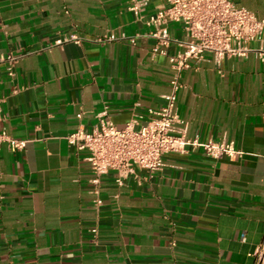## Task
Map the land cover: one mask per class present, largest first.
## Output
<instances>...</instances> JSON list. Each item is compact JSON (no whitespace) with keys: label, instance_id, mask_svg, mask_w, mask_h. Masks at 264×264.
I'll use <instances>...</instances> for the list:
<instances>
[{"label":"crops","instance_id":"obj_1","mask_svg":"<svg viewBox=\"0 0 264 264\" xmlns=\"http://www.w3.org/2000/svg\"><path fill=\"white\" fill-rule=\"evenodd\" d=\"M238 2L264 16V0ZM135 3L148 15L162 0H0V57L21 55L14 76L0 61V129L27 141L0 151V264H254L264 239V61L254 53L206 54L178 97L190 138L234 141L243 156L169 153L123 186L112 171L95 207L90 163L67 140L79 106L87 129L105 109L122 127L170 92L169 56L153 53ZM170 30L185 38L181 23ZM72 35L81 41H64Z\"/></svg>","mask_w":264,"mask_h":264},{"label":"built area","instance_id":"obj_2","mask_svg":"<svg viewBox=\"0 0 264 264\" xmlns=\"http://www.w3.org/2000/svg\"><path fill=\"white\" fill-rule=\"evenodd\" d=\"M238 1L162 0L161 6L148 15H145L143 4L133 5L137 18L152 29L150 34L157 41L153 53L169 56L172 71L170 92L164 95L162 106L145 108L146 117L136 113L122 127L115 124L105 109L98 114V123L87 129L83 123L87 110L82 104L79 106L76 113L79 125L68 134L67 140L77 153H85L90 163L91 192L97 209L104 204L103 178L112 171L115 172L116 184L123 186L130 176H138L139 169L150 175L163 169L165 155L169 153L200 149L216 159L243 156L244 151L234 141L190 138L187 134L189 123L180 116L178 103L179 93L184 88V72L208 53L214 55L217 63L227 56L251 53L264 61V16L259 17ZM173 23L182 24L185 38L172 37L170 28ZM107 37L99 40L110 38ZM69 40L81 41L76 35L64 41ZM131 42L135 43L136 38H131ZM173 42L177 49L168 54L167 47ZM57 43L63 41L57 40ZM20 58L21 55L11 52L0 57V61L6 63L10 76L15 75ZM3 117L0 102V122ZM4 144L16 151L23 149L27 141L16 139L0 129V151ZM3 199L4 195L0 194V207ZM99 230L98 225L92 228L95 237ZM254 264H264V239L256 249Z\"/></svg>","mask_w":264,"mask_h":264}]
</instances>
